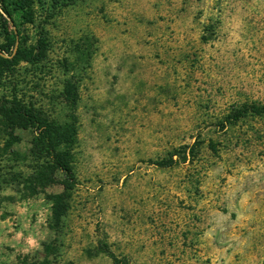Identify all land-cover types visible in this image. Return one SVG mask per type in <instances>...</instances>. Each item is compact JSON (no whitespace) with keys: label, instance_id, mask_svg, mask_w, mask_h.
Wrapping results in <instances>:
<instances>
[{"label":"rangeland","instance_id":"obj_1","mask_svg":"<svg viewBox=\"0 0 264 264\" xmlns=\"http://www.w3.org/2000/svg\"><path fill=\"white\" fill-rule=\"evenodd\" d=\"M30 1L48 51L0 101L65 131L74 180L0 117V264H264V119L226 122L264 105V0Z\"/></svg>","mask_w":264,"mask_h":264},{"label":"trees","instance_id":"obj_2","mask_svg":"<svg viewBox=\"0 0 264 264\" xmlns=\"http://www.w3.org/2000/svg\"><path fill=\"white\" fill-rule=\"evenodd\" d=\"M70 0H50V9L53 15ZM0 22L3 41L0 43V82L9 74L14 63L20 61L30 64H40L46 57L49 47L47 32L39 27L35 44L26 49L20 42V26L33 25L34 14L30 0H0ZM69 89V87H68ZM248 116L262 117L264 119V105L254 102L240 105L230 116L226 118L228 124H236ZM0 117L4 119L10 129H33L43 143L44 153L50 160L51 167L60 172L63 177V187L69 190L73 183V174L65 151L59 147L68 142L65 131L57 124L42 122L37 115L27 109L9 105L0 101ZM58 127V128H57ZM63 215L62 208L55 212V222L59 224ZM112 261L117 263L113 255Z\"/></svg>","mask_w":264,"mask_h":264}]
</instances>
